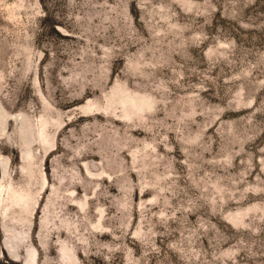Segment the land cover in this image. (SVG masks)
I'll return each mask as SVG.
<instances>
[{"label":"rangeland","instance_id":"rangeland-1","mask_svg":"<svg viewBox=\"0 0 264 264\" xmlns=\"http://www.w3.org/2000/svg\"><path fill=\"white\" fill-rule=\"evenodd\" d=\"M0 264H264V0H0Z\"/></svg>","mask_w":264,"mask_h":264}]
</instances>
